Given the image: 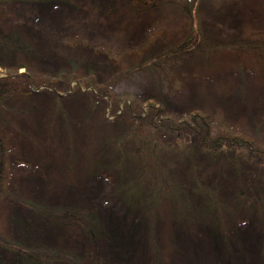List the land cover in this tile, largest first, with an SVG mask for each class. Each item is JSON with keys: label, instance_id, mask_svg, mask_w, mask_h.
Listing matches in <instances>:
<instances>
[{"label": "rangeland", "instance_id": "obj_1", "mask_svg": "<svg viewBox=\"0 0 264 264\" xmlns=\"http://www.w3.org/2000/svg\"><path fill=\"white\" fill-rule=\"evenodd\" d=\"M148 1L156 7L141 9L135 0L7 3L12 33L34 55L1 56L0 78L23 63L28 71L11 73L28 74L42 95L34 116L37 100L0 123V237L30 252L0 245V264H38L34 252L52 258L48 264L83 257L85 264H153V246L158 264H264V170L246 153L229 150L215 160L187 126L180 141L170 133L158 141L156 168L129 142L117 148L129 129L117 121L126 118L125 106L154 105L175 123L200 112L213 135L264 149V0ZM199 34L197 50L174 53ZM236 48L254 49L245 57ZM89 229L97 232L94 243Z\"/></svg>", "mask_w": 264, "mask_h": 264}, {"label": "trees", "instance_id": "obj_2", "mask_svg": "<svg viewBox=\"0 0 264 264\" xmlns=\"http://www.w3.org/2000/svg\"><path fill=\"white\" fill-rule=\"evenodd\" d=\"M13 1H25V0H0V57H11L14 54H18L21 57H31L34 55V50L31 48V46L25 42V40L21 39L17 33L13 34V29L9 27L8 23V16L6 11V6L8 2ZM133 1V0H132ZM136 3H139L137 7H148L153 8L156 7V4H150L148 0H135ZM165 3H168L169 5L174 4V0H164ZM54 0H46L47 4H53ZM140 2H143L140 4ZM145 2H148L150 5H146ZM188 2V1H187ZM141 7V9H142ZM185 14H190V17L192 19V13L193 9L192 7L185 8L184 10ZM189 39L193 38L191 30L188 31ZM201 42V36L198 35L197 38L194 40V44L190 45V47L186 48V45H183L181 48H177V51H174V53L180 54L193 52L198 49V46ZM258 48V47H257ZM254 48H236L235 51L241 54L242 52H245V57H250V51ZM259 49V50H258ZM258 52L261 53L260 57L264 56V43L259 46ZM172 53V54H174ZM41 55V54H40ZM244 56V55H243ZM260 58L259 56H257ZM160 59V57L156 58V60ZM155 59L150 60L149 62L155 63ZM1 66V64H0ZM19 69H25L29 70L27 65L21 63L16 66L14 70L11 72H14ZM9 72L7 76L0 78V123L2 120L11 121L12 115H15L18 113L21 114L20 107H28L27 104L31 103V101H36V105L32 107L30 115L28 116H34L35 109H37L38 106V97L42 94L33 93L34 90L39 87L34 79H32L28 74L27 75H16V73ZM94 78V77H93ZM18 79L24 80V82L21 83ZM61 78L60 76H57L54 81H52L51 86L58 87V84L60 83ZM47 82V79L46 81ZM21 85V86H19ZM47 84H44L45 87ZM49 90V89H48ZM48 92V91H47ZM104 90L99 89L96 93L97 95L101 96L103 94ZM54 95L56 94L53 92ZM18 106V109L15 107ZM126 114L123 120H117L125 123L128 126V132L127 135H124L120 137V140L117 142V148L121 151L124 150V146L127 142L130 143L131 148H133V152L135 153V156H140L144 160L147 161V165L153 167V164L155 165V168L157 165L160 164V151L163 149V146H160L159 142L162 140L163 135L166 133H170L168 135L174 134L175 139L178 141L183 134L182 127L187 126L190 133V138L194 137L195 140L198 142V147L212 155H216V157H213L215 160L220 159L221 155L229 151L230 153H246V158L250 159L251 164H255L257 169L264 170V149L257 148V146L254 142L248 141L240 136H232L226 132L221 134H212V127L210 118L206 115L201 114L200 112H193L189 116L188 121H183L181 123H175L174 121L170 120L167 116H165L164 112L157 108L154 105L141 108L138 110L133 111L132 107L129 105L125 106ZM24 111H22L23 116H26L24 114ZM63 114V113H62ZM67 117L68 115L64 113ZM63 114V115H64ZM64 115V116H65ZM36 116V115H35ZM101 117V113L99 115ZM116 121V122H117ZM111 124V123H110ZM182 124V125H178ZM184 135V134H183ZM186 138V137H185ZM180 141V140H179ZM182 145L183 147L188 148L190 144L187 143L186 140H182L181 142H178V144ZM177 144V145H178ZM179 147V146H178ZM171 148V147H170ZM177 149V148H174ZM149 153V154H148ZM204 155V154H203ZM153 162V164H152ZM5 164V151L4 146L0 138V198H1V192L5 188V181H3V167ZM239 170L241 171V166L239 165ZM160 169V166L159 168ZM28 206V205H27ZM29 207V206H28ZM46 212H43L44 215ZM47 215L51 216L54 213L48 212ZM151 217H154V212H151ZM68 216L72 219H78L79 214L76 211H70L68 213ZM153 221V219L151 220ZM95 232V234H94ZM88 238L90 241L95 242L97 238V232L95 229H89L86 231ZM0 245L5 248H10L12 250H15L19 255H28L30 252L24 251L22 248L18 247L15 244L9 243L5 240H3L0 237ZM152 253L154 256L153 264H158L157 259V249L156 247H152ZM35 258L38 260V264H48V260H52V258L47 257L46 255H42L39 252H34ZM23 260V258H22ZM74 264H85L87 260H89L86 257H83L82 260H76L75 258L70 259ZM25 263V262H24ZM92 264H105L104 262H94Z\"/></svg>", "mask_w": 264, "mask_h": 264}]
</instances>
